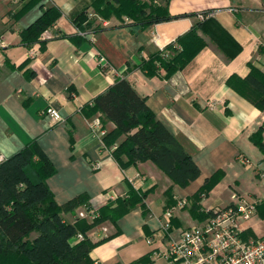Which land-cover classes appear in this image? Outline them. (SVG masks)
Returning <instances> with one entry per match:
<instances>
[{
  "label": "crops",
  "instance_id": "1",
  "mask_svg": "<svg viewBox=\"0 0 264 264\" xmlns=\"http://www.w3.org/2000/svg\"><path fill=\"white\" fill-rule=\"evenodd\" d=\"M90 2L0 0V155L8 159L36 144L54 169L46 186L59 206L82 196L96 212L125 198L130 187L144 195L141 206L116 223L105 220L83 234L93 244L92 264H166L152 257L155 248L162 249L159 239L150 246L146 238L161 235L157 232L168 213L172 235L195 225L192 199L205 185L206 193L196 203L201 213L227 206L232 194L248 196L258 203L244 224L246 236L264 235V154L250 140L264 123V113L227 85L230 77L247 78L249 65L264 74L263 0H168L170 20L141 27L126 23L125 16L99 18L101 30L74 44L67 38L77 34L71 15ZM49 8H57L61 17L37 34L35 25ZM205 12L224 39L238 46L232 58L199 29L205 46L170 77L163 69L147 76L137 68L169 45L174 50L168 56L179 52L175 41L200 23L196 15ZM116 78L129 82L190 155L200 175L187 187L175 185L151 161L120 166L112 154L117 144L104 142L113 123L98 112H82ZM48 107L58 111L59 121L44 113ZM96 119L101 134L90 129ZM169 201L174 204L167 207ZM87 212L80 204L61 217L74 224ZM83 219L91 222L88 214ZM36 235L31 233L30 239Z\"/></svg>",
  "mask_w": 264,
  "mask_h": 264
},
{
  "label": "trees",
  "instance_id": "2",
  "mask_svg": "<svg viewBox=\"0 0 264 264\" xmlns=\"http://www.w3.org/2000/svg\"><path fill=\"white\" fill-rule=\"evenodd\" d=\"M164 2L163 6H157L142 0H91L89 6L86 5L71 15L77 34L67 38L77 44L88 34L101 30L100 24L88 21V7L101 19L125 16L133 25L149 27L171 19L168 0ZM60 17L61 13L57 8H49L42 13L34 30L39 34ZM199 29L207 33L219 49L230 54L227 58L235 55L238 46L230 38L227 37V41L224 39L223 30L213 19L205 18L175 41L181 50L174 56L167 55V52L174 50L169 45L147 61H142L137 68L147 76H153L159 69H163L165 76L170 77L205 46V42L197 35L196 31ZM249 67L247 78L241 80L230 77L227 85L264 113V74L252 65ZM81 110L85 115L98 112L113 123L115 128L104 138L106 145L113 146L120 135L126 136L112 152L120 166L151 161L181 188L187 187L199 177V169L182 144L156 119L146 106L145 99L124 78H116L107 90ZM263 130L264 123L251 135L250 140L264 154ZM122 156L126 157V162L122 161ZM53 172L49 160L36 144L25 147L0 165V264H92L89 251L93 244L85 238L75 242V236L78 233L83 235L105 220L116 223L130 209L141 206L144 198V195L130 187L125 198H119L94 211L90 223L77 218L74 224H70L62 219L63 213L80 204L87 211L90 208L82 196L63 206L57 205L46 186V179ZM18 183L23 187L19 188ZM207 187L205 185L201 193L192 199L190 213L198 221L207 218L196 205L201 195L206 193ZM169 203L167 207L174 204L173 201ZM33 232L37 235L30 239Z\"/></svg>",
  "mask_w": 264,
  "mask_h": 264
},
{
  "label": "built area",
  "instance_id": "3",
  "mask_svg": "<svg viewBox=\"0 0 264 264\" xmlns=\"http://www.w3.org/2000/svg\"><path fill=\"white\" fill-rule=\"evenodd\" d=\"M264 3V0H263ZM264 9V5H263ZM209 13H198L196 19L202 22ZM126 23L130 20L125 18ZM52 122L59 121L57 110L48 107L44 112ZM93 132H101V122L96 119L90 125ZM6 159L0 155V164ZM97 169L98 165H94ZM256 200L248 196L232 194L227 206H216L202 210L207 218L197 224L178 229L174 235L169 229V213L157 233L146 238L148 245L159 239L162 249L157 247L152 257L162 259L166 264H264V235L247 237L244 224L249 222L256 210ZM93 218V212L80 214L76 218ZM78 233L73 241H81Z\"/></svg>",
  "mask_w": 264,
  "mask_h": 264
},
{
  "label": "rangeland",
  "instance_id": "4",
  "mask_svg": "<svg viewBox=\"0 0 264 264\" xmlns=\"http://www.w3.org/2000/svg\"><path fill=\"white\" fill-rule=\"evenodd\" d=\"M87 13H88V14H87V19H88L89 22L93 21V24H95V22H96V23H99V18H100V17H99L97 14H95V13L93 12V10L90 9ZM83 26H86V24H83ZM117 140H118V139H117ZM117 140L115 141V143H116L117 146H118L119 144L122 143L123 140H122V141H117ZM124 157H125V156H124ZM125 158H126V157H125ZM1 164H2V163H1ZM1 164H0V165H1ZM17 185H18L19 188H22V187H23L22 184H19V183H18ZM197 223H198V221H197ZM197 223H196V224H197Z\"/></svg>",
  "mask_w": 264,
  "mask_h": 264
}]
</instances>
